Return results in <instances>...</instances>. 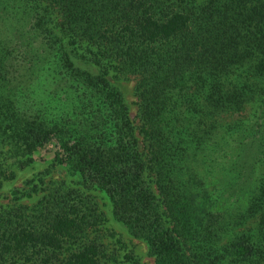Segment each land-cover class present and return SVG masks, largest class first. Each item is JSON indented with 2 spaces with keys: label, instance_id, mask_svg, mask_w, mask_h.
Instances as JSON below:
<instances>
[{
  "label": "trees",
  "instance_id": "16d2710c",
  "mask_svg": "<svg viewBox=\"0 0 264 264\" xmlns=\"http://www.w3.org/2000/svg\"><path fill=\"white\" fill-rule=\"evenodd\" d=\"M3 14L18 42L0 21V142L16 162L59 141L54 160L106 194L155 264H264V0H0ZM66 46L101 72L74 67ZM50 66L95 101L88 135L22 107ZM110 72L136 78L141 145ZM37 206L0 211V264H103L86 240L101 220L90 197L52 189Z\"/></svg>",
  "mask_w": 264,
  "mask_h": 264
},
{
  "label": "rangeland",
  "instance_id": "374dc122",
  "mask_svg": "<svg viewBox=\"0 0 264 264\" xmlns=\"http://www.w3.org/2000/svg\"><path fill=\"white\" fill-rule=\"evenodd\" d=\"M201 1L203 0H195L197 3ZM48 12L55 22L58 19V14L51 8L48 9ZM1 16L0 21L5 32L14 39L17 35L15 28L18 23L11 21L6 14ZM49 23L54 27V32H57L58 28L51 21ZM14 41L18 42V39H14ZM38 45L39 40H35L33 46L37 48ZM66 48L68 59L74 67L91 74L101 72L98 66L86 59L87 51L85 52V49L87 48L80 46H66ZM18 51L17 54L22 55L20 48ZM46 69L49 75L46 73L42 75L43 80L41 84H35L34 93L30 90L32 86L21 90L22 107L26 112L37 110V115L40 118H48L57 122L61 128L66 130L68 138L88 135L90 131L88 125L94 121L92 105L95 104V101L89 99L87 90H85L84 97H80L82 89L79 86L70 85L68 87L64 79L59 80L58 67L50 66ZM52 75L53 77H51ZM106 77L112 86L120 92L133 127L134 136L141 145V136L136 132V126H138L136 78L132 75L114 76L111 72ZM45 78L53 83L48 82ZM99 114V112H95L94 115L98 116ZM222 116L230 121L236 119L238 115L224 113ZM58 142L52 139L44 143L30 153L21 156L19 162H16L15 157L9 155L7 145L0 142V170L5 174L0 187V211L6 213L18 209L19 212L29 214L34 207H40L37 206V203L48 191L57 189L64 192L68 188L75 189L80 195L90 197L95 202L97 212L101 214L99 224L87 232L86 240L100 243L104 252L103 264H155L154 257L148 253L145 242L131 236L125 226L112 216L106 194L96 188H82L78 183V181L80 182L78 173L74 172L65 162L54 160L56 153L63 155ZM197 165L199 166V164ZM188 166L195 168V164ZM145 180L155 194L151 177L145 174ZM25 181H30V183L25 184ZM76 181L77 183H75ZM112 233L113 236L110 235Z\"/></svg>",
  "mask_w": 264,
  "mask_h": 264
}]
</instances>
